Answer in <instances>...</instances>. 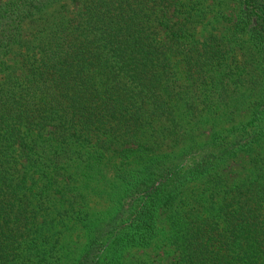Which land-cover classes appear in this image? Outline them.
<instances>
[{"label": "trees", "instance_id": "16d2710c", "mask_svg": "<svg viewBox=\"0 0 264 264\" xmlns=\"http://www.w3.org/2000/svg\"><path fill=\"white\" fill-rule=\"evenodd\" d=\"M60 1L0 0V264H264V0Z\"/></svg>", "mask_w": 264, "mask_h": 264}, {"label": "rangeland", "instance_id": "374dc122", "mask_svg": "<svg viewBox=\"0 0 264 264\" xmlns=\"http://www.w3.org/2000/svg\"><path fill=\"white\" fill-rule=\"evenodd\" d=\"M209 2L211 4V12L208 13L205 23L198 28V36L200 35L201 38L204 37L201 35H206L211 31L227 34L231 22L234 20L235 15L239 10L238 2L236 0H210ZM60 5H62V0L54 4L50 9V12L60 9ZM34 26L35 23H29L27 25V31L32 32ZM232 166L234 169L240 170L242 177L248 174V169L244 160H238L237 163Z\"/></svg>", "mask_w": 264, "mask_h": 264}]
</instances>
